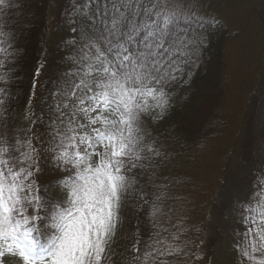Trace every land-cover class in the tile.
<instances>
[{"label":"snow or ice","instance_id":"obj_1","mask_svg":"<svg viewBox=\"0 0 264 264\" xmlns=\"http://www.w3.org/2000/svg\"><path fill=\"white\" fill-rule=\"evenodd\" d=\"M203 3L69 0V67L47 113L32 107L33 85L23 126L11 122L8 81L0 76V264H173L168 257L188 255L179 234L169 239L156 230L164 193L149 202L137 185L147 174L154 186L167 159L148 141L145 122L164 119L177 88L191 85L208 46L205 25L217 23ZM13 7L22 5L0 0V18ZM8 27L0 19L5 69L19 61ZM46 169L60 175L46 182ZM256 189L239 208L236 264H264V175ZM134 195L141 211L148 206L153 232L120 252L121 210Z\"/></svg>","mask_w":264,"mask_h":264},{"label":"trees","instance_id":"obj_2","mask_svg":"<svg viewBox=\"0 0 264 264\" xmlns=\"http://www.w3.org/2000/svg\"><path fill=\"white\" fill-rule=\"evenodd\" d=\"M12 3L22 7L6 9L0 19L6 20L9 26L7 30L11 31L13 43L19 50V61H10L7 69L0 67V76L8 81L11 122L23 126L33 85L36 87L32 107L37 113L42 110L47 113L52 102L50 93L55 90L60 74L69 67L63 59L71 51L65 47V41L71 39L72 34L63 17L69 0H12ZM263 7L264 0H258L252 10L259 16L262 29ZM203 8L207 18L214 17L217 23L215 27L205 25L208 46L191 85L177 88L172 107L164 119L145 122L150 133L148 141H155L167 159L156 169L154 186L145 174L138 177L137 189L144 186L145 198L149 202L163 192L162 207H177L180 192L190 187L189 182L185 183L186 174L180 176V170L190 166L204 151H220L225 166L209 204L201 207V220L185 229L170 225L159 216L156 230L169 239L172 234H179L178 243H182L181 246L187 244V256L167 258L173 264H236L234 245L240 237L235 233L242 227L238 222L239 208L254 197L256 181L264 175L255 156L256 145L264 130L257 124L260 106L264 104V74L257 76L253 88L243 100L236 96L229 74V60L232 45L240 33L232 32L219 12ZM59 175L48 173L46 169L42 179L53 181ZM140 204L138 195L125 201L121 210L122 223L114 242L115 250L126 252L138 238L150 239L153 221L148 215V206L141 211ZM34 235L41 242L46 240V234Z\"/></svg>","mask_w":264,"mask_h":264},{"label":"rangeland","instance_id":"obj_3","mask_svg":"<svg viewBox=\"0 0 264 264\" xmlns=\"http://www.w3.org/2000/svg\"><path fill=\"white\" fill-rule=\"evenodd\" d=\"M257 2L258 0H204L203 3V7L219 12L232 32L240 33L232 45L229 60L230 79L240 100L250 93L257 76L262 77L264 74V29L260 25L259 16L252 12ZM63 17L65 18V13ZM257 124L264 129V104L260 106ZM204 152L190 166L180 170V176L186 174L185 183L189 182L190 187L180 192L177 207H162L164 215L160 219L164 222L190 229L201 220V207L209 204L225 166L220 151ZM255 156L264 169V130L256 145Z\"/></svg>","mask_w":264,"mask_h":264}]
</instances>
